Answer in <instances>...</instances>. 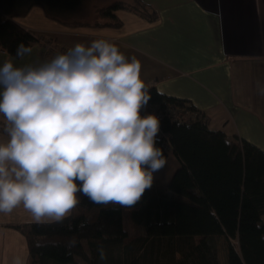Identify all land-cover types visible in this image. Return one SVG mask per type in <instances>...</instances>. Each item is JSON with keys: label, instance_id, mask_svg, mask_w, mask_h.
I'll return each mask as SVG.
<instances>
[{"label": "clouds", "instance_id": "clouds-1", "mask_svg": "<svg viewBox=\"0 0 264 264\" xmlns=\"http://www.w3.org/2000/svg\"><path fill=\"white\" fill-rule=\"evenodd\" d=\"M33 49L20 42L16 57ZM141 62L105 39L36 63L0 65V213L62 222L86 197L134 207L167 158ZM264 95V88L259 89ZM99 259L105 260L103 246ZM12 264H25L17 256Z\"/></svg>", "mask_w": 264, "mask_h": 264}, {"label": "trees", "instance_id": "trees-1", "mask_svg": "<svg viewBox=\"0 0 264 264\" xmlns=\"http://www.w3.org/2000/svg\"><path fill=\"white\" fill-rule=\"evenodd\" d=\"M83 1L0 0V48L16 57L20 42L31 47L38 41L15 18L37 4L71 25H118L121 20L114 11L119 8L156 18V10L143 0H111L97 7L94 22L70 19ZM145 85L151 95L145 109L160 119L163 131L157 146L166 157L173 152L180 161L168 185L154 180L131 207L132 222L145 232L126 242V207L97 205L79 197L80 203L62 222L17 224L26 236L27 264H114L116 258L119 264H141L136 252L156 238L168 240L170 264H221L216 236L228 242L227 264H264V149L211 128L205 111L190 99ZM174 106L200 115L180 122L170 116ZM100 246L106 254L103 261Z\"/></svg>", "mask_w": 264, "mask_h": 264}, {"label": "crops", "instance_id": "crops-1", "mask_svg": "<svg viewBox=\"0 0 264 264\" xmlns=\"http://www.w3.org/2000/svg\"><path fill=\"white\" fill-rule=\"evenodd\" d=\"M107 1L85 0L69 18L94 22L97 7ZM143 1L156 10V18L119 8L114 11L121 20L118 25H71L34 5L15 17L39 38L32 53L18 58L0 48V65L5 60L22 66L51 58L44 54L46 41L70 48L105 39L126 57L140 60L145 84L190 99L209 122L225 112L229 138H245L264 149V95L259 94L264 88V0ZM166 158V167L154 173L163 185L180 165L173 152Z\"/></svg>", "mask_w": 264, "mask_h": 264}, {"label": "rangeland", "instance_id": "rangeland-1", "mask_svg": "<svg viewBox=\"0 0 264 264\" xmlns=\"http://www.w3.org/2000/svg\"><path fill=\"white\" fill-rule=\"evenodd\" d=\"M74 13H77V11ZM215 117L212 122H209L210 127L224 130L227 121L226 113L220 111L215 114ZM0 139V142H2L6 140V137L0 134ZM131 209V207H126V221L130 232L126 242L145 232L142 227L132 222ZM27 221L35 220L22 206L14 209L10 214L0 213V264H12L14 257L17 256L21 257L27 264L28 245L26 236L17 226V224ZM196 238L199 239V236ZM216 241L220 262L221 264H227L228 242L224 236H216ZM115 253L119 256V250H116ZM172 255L171 246L166 238H156L145 249L136 252L141 264H170ZM177 256H180V254L177 253ZM116 259L114 264H119Z\"/></svg>", "mask_w": 264, "mask_h": 264}, {"label": "built area", "instance_id": "built-area-1", "mask_svg": "<svg viewBox=\"0 0 264 264\" xmlns=\"http://www.w3.org/2000/svg\"><path fill=\"white\" fill-rule=\"evenodd\" d=\"M45 43H46L45 50H44L45 55L53 56L57 52H65L68 49V48H65L61 45H58L52 41H46ZM169 113H170V116L172 117V119H178L180 122H191L192 120L196 119L200 115L196 111L195 112H189V114H187L183 107L179 108V107H175V106L170 108ZM147 114H151V112L147 109H143L141 112V115H147ZM159 135H163L162 130H160Z\"/></svg>", "mask_w": 264, "mask_h": 264}]
</instances>
